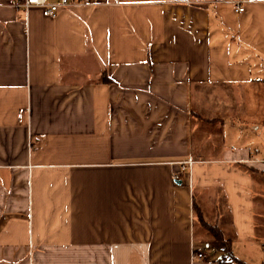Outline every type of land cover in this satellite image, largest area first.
<instances>
[{
	"label": "crops",
	"instance_id": "obj_1",
	"mask_svg": "<svg viewBox=\"0 0 264 264\" xmlns=\"http://www.w3.org/2000/svg\"><path fill=\"white\" fill-rule=\"evenodd\" d=\"M232 1L0 0V264H219L194 205L262 264L264 0Z\"/></svg>",
	"mask_w": 264,
	"mask_h": 264
},
{
	"label": "built area",
	"instance_id": "obj_2",
	"mask_svg": "<svg viewBox=\"0 0 264 264\" xmlns=\"http://www.w3.org/2000/svg\"><path fill=\"white\" fill-rule=\"evenodd\" d=\"M84 0H10V6L18 11L26 13L29 9H38L45 18H56L61 12L68 11L77 6L83 5ZM252 0H234L231 2L233 12L235 14L244 13L245 5ZM175 180H179L176 176ZM204 255L193 252L191 259L194 261H202Z\"/></svg>",
	"mask_w": 264,
	"mask_h": 264
},
{
	"label": "trees",
	"instance_id": "obj_3",
	"mask_svg": "<svg viewBox=\"0 0 264 264\" xmlns=\"http://www.w3.org/2000/svg\"><path fill=\"white\" fill-rule=\"evenodd\" d=\"M193 212H194V219L197 222V224L202 225L208 234V242H207L208 245L214 249L223 250L224 256L222 257V259L218 261V263L245 264L231 255L229 251L230 241L224 237L222 231L219 229L217 225H210L205 222L203 213L201 212V209L197 205L193 206ZM261 248L263 253L262 264H264V239L262 241Z\"/></svg>",
	"mask_w": 264,
	"mask_h": 264
}]
</instances>
